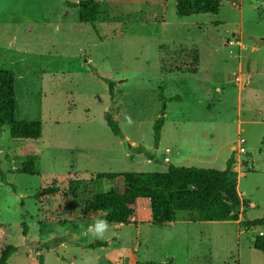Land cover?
<instances>
[{
    "label": "rangeland",
    "instance_id": "rangeland-1",
    "mask_svg": "<svg viewBox=\"0 0 264 264\" xmlns=\"http://www.w3.org/2000/svg\"><path fill=\"white\" fill-rule=\"evenodd\" d=\"M79 1L89 0H0V70L15 75L14 118L42 125L38 139L0 128V249L17 248L8 263L264 264L252 247L264 225L242 223L264 217V0H221L217 14L187 17L176 0H94L92 23L69 5ZM182 47L196 50L197 72L161 71V58ZM23 147L39 154L34 174L17 171ZM230 156L245 202L238 220L178 211L172 223L153 224L141 209L130 223H108L102 238L88 232L103 213L86 221V200L122 183L97 172H163L166 157L224 169ZM53 180L60 192L44 195Z\"/></svg>",
    "mask_w": 264,
    "mask_h": 264
},
{
    "label": "trees",
    "instance_id": "trees-1",
    "mask_svg": "<svg viewBox=\"0 0 264 264\" xmlns=\"http://www.w3.org/2000/svg\"><path fill=\"white\" fill-rule=\"evenodd\" d=\"M221 0H176L177 16L187 17L194 14H217ZM78 10V20L92 23L98 15L97 1H79L69 4ZM181 53L187 61H176ZM198 54L194 49L181 48L168 59L161 58V71L168 73L194 74L198 68ZM14 84L15 75L9 70H0V128L7 125L12 138L38 139L42 134V125L38 121L16 120L14 118ZM108 91L112 94L113 84L107 82ZM161 88V87H160ZM162 101H166L160 95ZM174 99L178 100L176 96ZM106 123L115 135L120 129L108 114ZM163 118L153 123L154 139L157 142ZM142 150V148H140ZM21 167L17 171L34 174V164L39 158L38 152L30 147L20 150ZM234 158L230 156L224 169L194 166H179L167 163V169L158 171L97 172L95 179L113 180L120 178L119 188L97 192L84 203L81 214L83 218L91 212H103V218L110 224H127L137 211V199H149V219L153 224L174 221L176 212L192 211L200 221L238 220L241 207L245 204L237 190V174L233 170ZM60 188L53 180L42 193L52 195L59 193ZM248 203V202H247ZM78 219L77 223H79ZM246 229L264 225V217L254 220H243ZM26 230L24 229V233ZM106 243L94 242L90 247L103 246ZM252 247L264 254V234L255 235ZM17 250L12 244H4L0 249V264H9V257ZM154 264V263H149Z\"/></svg>",
    "mask_w": 264,
    "mask_h": 264
},
{
    "label": "clouds",
    "instance_id": "clouds-1",
    "mask_svg": "<svg viewBox=\"0 0 264 264\" xmlns=\"http://www.w3.org/2000/svg\"><path fill=\"white\" fill-rule=\"evenodd\" d=\"M108 227V222L105 219L97 218L89 226L88 232L91 233L93 237L102 238Z\"/></svg>",
    "mask_w": 264,
    "mask_h": 264
},
{
    "label": "crops",
    "instance_id": "crops-1",
    "mask_svg": "<svg viewBox=\"0 0 264 264\" xmlns=\"http://www.w3.org/2000/svg\"><path fill=\"white\" fill-rule=\"evenodd\" d=\"M247 79H245V81H246ZM234 147H235V145H234ZM234 147H233V149H234ZM166 151H168V150H166ZM166 159V162H170V160L166 157L165 158ZM239 192V191H238ZM243 200V199H242ZM143 206H142V205ZM248 204L250 205V206H253V204L251 203V202H248ZM149 206H150V203H149V199L148 198H146V197H140V198H138L137 199V211H139V210H141V209H146L147 211H148V209H149ZM136 211V212H137ZM91 213H94V212H91ZM103 213V212H102ZM104 214V213H103ZM102 214V215H103ZM137 214V213H136ZM149 214V213H148ZM102 218H103V216H102ZM133 218V217H132ZM86 221H92V220H90V218H89V216H85V218H84ZM104 219V218H103ZM175 220V219H174ZM183 220H185V221H187V222H190V220H188V218L187 219H183ZM173 222V221H172ZM172 222H169V223H172ZM218 222V221H217ZM118 225H121V224H118Z\"/></svg>",
    "mask_w": 264,
    "mask_h": 264
},
{
    "label": "built area",
    "instance_id": "built-area-1",
    "mask_svg": "<svg viewBox=\"0 0 264 264\" xmlns=\"http://www.w3.org/2000/svg\"><path fill=\"white\" fill-rule=\"evenodd\" d=\"M233 42H235L234 39H233V40H229L228 43H229V44H232ZM245 142H246V140H245V138H243V137H240V138L237 140V144L235 145L234 149H235V151H237L238 154H241V153L244 152L245 148H244L243 145L245 144Z\"/></svg>",
    "mask_w": 264,
    "mask_h": 264
}]
</instances>
